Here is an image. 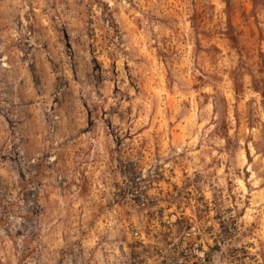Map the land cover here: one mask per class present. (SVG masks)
I'll return each mask as SVG.
<instances>
[{
    "label": "rangeland",
    "instance_id": "rangeland-1",
    "mask_svg": "<svg viewBox=\"0 0 264 264\" xmlns=\"http://www.w3.org/2000/svg\"><path fill=\"white\" fill-rule=\"evenodd\" d=\"M0 264H264V0H0Z\"/></svg>",
    "mask_w": 264,
    "mask_h": 264
}]
</instances>
